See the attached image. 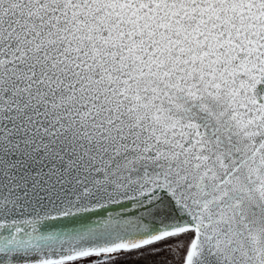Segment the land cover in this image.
<instances>
[{
	"label": "snow or ice",
	"instance_id": "6c2138e0",
	"mask_svg": "<svg viewBox=\"0 0 264 264\" xmlns=\"http://www.w3.org/2000/svg\"><path fill=\"white\" fill-rule=\"evenodd\" d=\"M145 249L264 264V0H0V264Z\"/></svg>",
	"mask_w": 264,
	"mask_h": 264
},
{
	"label": "trees",
	"instance_id": "16d2710c",
	"mask_svg": "<svg viewBox=\"0 0 264 264\" xmlns=\"http://www.w3.org/2000/svg\"><path fill=\"white\" fill-rule=\"evenodd\" d=\"M149 252L150 249H145L143 253H131L127 256L122 257V260L120 262L121 264H155V262L167 260L171 261L172 264H179V260L169 252H162L156 256L149 255ZM135 255L139 257L137 258Z\"/></svg>",
	"mask_w": 264,
	"mask_h": 264
},
{
	"label": "rangeland",
	"instance_id": "374dc122",
	"mask_svg": "<svg viewBox=\"0 0 264 264\" xmlns=\"http://www.w3.org/2000/svg\"><path fill=\"white\" fill-rule=\"evenodd\" d=\"M135 256L137 257V255H135ZM138 257H139V256H138ZM138 257H137V258H138ZM121 260H122V258H121L120 260H118L116 263H117V264H121V262H120Z\"/></svg>",
	"mask_w": 264,
	"mask_h": 264
}]
</instances>
